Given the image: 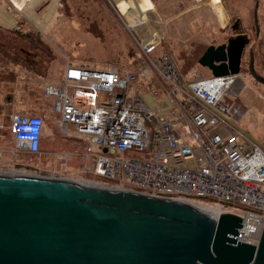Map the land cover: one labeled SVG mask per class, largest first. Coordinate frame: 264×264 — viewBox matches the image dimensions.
<instances>
[{
  "label": "built area",
  "instance_id": "2783aa9c",
  "mask_svg": "<svg viewBox=\"0 0 264 264\" xmlns=\"http://www.w3.org/2000/svg\"><path fill=\"white\" fill-rule=\"evenodd\" d=\"M161 43L160 33L151 31L135 69L72 64L62 82L46 85L45 94L57 99L63 134L86 140L85 174L106 179L107 186L219 211L218 218L222 211L236 213L243 217L237 238L257 243L264 227V148L232 120L226 96L238 74L186 82L169 52L156 54ZM157 77L163 90L151 85ZM138 82H148L158 101L170 96L175 110L163 102L150 107ZM44 123L38 114H12L13 163L21 152L41 151ZM3 153L0 148V160Z\"/></svg>",
  "mask_w": 264,
  "mask_h": 264
},
{
  "label": "rangeland",
  "instance_id": "374dc122",
  "mask_svg": "<svg viewBox=\"0 0 264 264\" xmlns=\"http://www.w3.org/2000/svg\"><path fill=\"white\" fill-rule=\"evenodd\" d=\"M16 1L0 0V78L23 77L30 82V89L25 100H14L10 90L11 115L0 114V147L4 152L0 173L107 186L111 183L106 179L82 171L80 155L86 150V140L63 134L59 124L61 113L55 108L57 99L46 95L44 87L62 82L66 67L72 64L137 68L142 61L140 43L154 30L162 37L156 54L169 52L186 82L211 76V71L198 63L199 57L209 45L221 44L233 36L230 23L238 18L242 25L253 24L257 0H222L221 16L210 1L152 0L154 7L147 11L148 19L136 24L130 22V16L142 11L140 0H27L23 4V0ZM125 2L129 3L127 8L133 9L129 14L121 7ZM260 14L264 23V0H260ZM243 71L237 75L226 102L232 109L235 125L246 137L264 146V84ZM138 84L150 107L163 102L166 110H175L170 96L162 94L158 101L148 82ZM151 85L163 90L158 77L152 79ZM14 113L43 116L45 137L40 152H21L13 163L10 150L15 141L10 126ZM129 155L140 153L132 151ZM186 164L192 166L193 162Z\"/></svg>",
  "mask_w": 264,
  "mask_h": 264
},
{
  "label": "water",
  "instance_id": "95a60500",
  "mask_svg": "<svg viewBox=\"0 0 264 264\" xmlns=\"http://www.w3.org/2000/svg\"><path fill=\"white\" fill-rule=\"evenodd\" d=\"M246 43L211 44L198 63L214 76L240 74ZM251 74L264 84L252 65ZM218 214L131 189L0 173V264H264V227L257 243L239 240L243 217Z\"/></svg>",
  "mask_w": 264,
  "mask_h": 264
},
{
  "label": "flooded vegetation",
  "instance_id": "af4514ba",
  "mask_svg": "<svg viewBox=\"0 0 264 264\" xmlns=\"http://www.w3.org/2000/svg\"><path fill=\"white\" fill-rule=\"evenodd\" d=\"M262 23L260 0H257L255 4L253 24H250V26L246 25V27L241 24L239 18L234 23H230L232 30L235 32L233 36L242 35L247 42L241 56L240 72L244 70L243 72H246V74L251 73L252 65L258 74L264 76V26ZM230 37L222 43H226Z\"/></svg>",
  "mask_w": 264,
  "mask_h": 264
},
{
  "label": "crops",
  "instance_id": "0c3cea01",
  "mask_svg": "<svg viewBox=\"0 0 264 264\" xmlns=\"http://www.w3.org/2000/svg\"><path fill=\"white\" fill-rule=\"evenodd\" d=\"M22 1V0H20ZM199 2H201L199 0ZM3 3V2H2ZM28 3V2H26ZM4 4V3H3ZM175 60V59H174ZM5 69V68H4ZM1 71V69H0ZM201 78V77H200ZM198 79V78H194ZM26 81L25 78L21 77L20 79L13 77V78H0V114L4 116L11 115V107H13V101H11L10 97L8 96L9 91L14 94V100L24 99L28 97V91L30 89V82ZM22 92V93H21ZM44 136V135H43ZM45 137V136H44ZM15 143V142H14ZM3 148V147H0Z\"/></svg>",
  "mask_w": 264,
  "mask_h": 264
},
{
  "label": "bare ground",
  "instance_id": "6f19581e",
  "mask_svg": "<svg viewBox=\"0 0 264 264\" xmlns=\"http://www.w3.org/2000/svg\"><path fill=\"white\" fill-rule=\"evenodd\" d=\"M27 0H23L22 1V4L23 2L26 3ZM141 3H140V7H141V12L140 13H137V12H134V17H131L130 16V22L132 24H136V23H141V22H144L148 19V16H147V11L150 10V9H153L154 5H153V2L152 0H140ZM139 1V2H140ZM201 2H204V1H210L212 3V6L213 8L215 9V11H217L220 16L222 15V12H223V5H222V0H200ZM16 2H20L19 0H17ZM15 2V4L17 5V3ZM126 3V2H125ZM129 4V3H128ZM128 4L126 3L125 4H122L121 7L122 9L126 12V10H128V14L131 13L130 11H132L133 9L131 8H127L126 6H128ZM25 6V5H24ZM18 7V5H17ZM133 7V6H132ZM19 9H21V7H18ZM135 10V9H134ZM135 14H139V15H135ZM226 14V13H225ZM223 15H224V12H223ZM223 17V16H222ZM240 129V128H239ZM241 130V129H240ZM243 132V130H241ZM244 133V132H243ZM262 146V145H261ZM263 147V146H262ZM264 148V147H263ZM93 185H98L96 183H91Z\"/></svg>",
  "mask_w": 264,
  "mask_h": 264
}]
</instances>
